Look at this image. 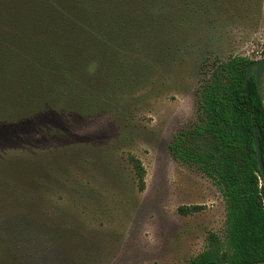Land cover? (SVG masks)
Instances as JSON below:
<instances>
[{
    "label": "rangeland",
    "instance_id": "1",
    "mask_svg": "<svg viewBox=\"0 0 264 264\" xmlns=\"http://www.w3.org/2000/svg\"><path fill=\"white\" fill-rule=\"evenodd\" d=\"M128 1L137 13L149 3ZM144 15L134 37L114 24L105 39L75 32L86 53L32 86L34 117L10 123L0 107V264H187L229 251L220 190L170 146L196 123L215 62L264 59V0H160Z\"/></svg>",
    "mask_w": 264,
    "mask_h": 264
},
{
    "label": "trees",
    "instance_id": "2",
    "mask_svg": "<svg viewBox=\"0 0 264 264\" xmlns=\"http://www.w3.org/2000/svg\"><path fill=\"white\" fill-rule=\"evenodd\" d=\"M146 1L150 4H141L137 13L129 9L128 0H0V39L12 40L9 48L0 42V107L7 110L3 109L5 118L18 123L22 113L33 115L32 86L36 84L35 91L45 78L58 76L60 69L68 70L67 58L86 53L81 47L85 39L75 32H94L105 39L112 35L106 28L114 24L116 36L134 37L144 14L160 0ZM39 53L42 60L31 61L32 54ZM52 61L56 66L53 71L47 64ZM251 62L244 57L215 62L211 77L199 89L196 123L181 130L170 146L175 160L194 166L214 181L226 205L229 251L214 248L187 264L264 260V185L255 141L258 126L264 160V109L254 77L249 81V94L243 93ZM29 63L33 70L28 69ZM128 162L139 191H144L143 164L132 155ZM180 212L189 213L184 208Z\"/></svg>",
    "mask_w": 264,
    "mask_h": 264
},
{
    "label": "water",
    "instance_id": "3",
    "mask_svg": "<svg viewBox=\"0 0 264 264\" xmlns=\"http://www.w3.org/2000/svg\"><path fill=\"white\" fill-rule=\"evenodd\" d=\"M254 77L255 83L259 92L260 100L264 109V59L256 60L251 62L246 68V76H245V89L243 91L244 94H249V81ZM261 129L260 127H255V141H256V150L257 157L259 163V169L262 176V182L264 185V160L263 154L260 145V137H261ZM250 264H264L263 261L253 262Z\"/></svg>",
    "mask_w": 264,
    "mask_h": 264
}]
</instances>
